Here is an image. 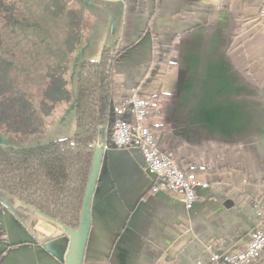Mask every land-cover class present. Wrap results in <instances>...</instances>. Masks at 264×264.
<instances>
[{
  "label": "crops",
  "instance_id": "1",
  "mask_svg": "<svg viewBox=\"0 0 264 264\" xmlns=\"http://www.w3.org/2000/svg\"><path fill=\"white\" fill-rule=\"evenodd\" d=\"M262 8L264 0H0L7 62H27L39 46L52 57L54 33H83L71 61L72 106L82 60L130 46L115 64L128 91L144 79L152 39L173 50L160 90L176 99L158 117L160 147L175 144L181 166L207 186L187 208L155 186L136 147L105 146L81 264H207L212 250L243 246L264 221ZM68 240L22 201H0V264H65ZM247 264H264V249Z\"/></svg>",
  "mask_w": 264,
  "mask_h": 264
},
{
  "label": "trees",
  "instance_id": "2",
  "mask_svg": "<svg viewBox=\"0 0 264 264\" xmlns=\"http://www.w3.org/2000/svg\"><path fill=\"white\" fill-rule=\"evenodd\" d=\"M130 46L104 48L93 60H82L76 71L75 131L72 137L51 140L30 147L0 145V201H22L60 224L76 228L93 146L101 130L105 146L113 147L111 131L119 118L134 123L126 94L118 83L115 64ZM170 47L152 39L151 60L145 74L158 78L170 68ZM143 124L157 138L160 152H170L178 161L176 145L161 148L163 128L158 117L171 112L175 95L156 91L148 96ZM116 109L118 111H116ZM176 138H173L175 142ZM194 174V169L189 168ZM196 172V171H195Z\"/></svg>",
  "mask_w": 264,
  "mask_h": 264
},
{
  "label": "rangeland",
  "instance_id": "3",
  "mask_svg": "<svg viewBox=\"0 0 264 264\" xmlns=\"http://www.w3.org/2000/svg\"><path fill=\"white\" fill-rule=\"evenodd\" d=\"M83 37V33L76 31L56 32L54 40L59 47L52 57L42 53L43 49L39 46L37 57L24 55L22 60L28 61L22 63H14L13 59L7 62L8 56L5 51L9 53L12 49L0 50L2 144L6 142L8 145L30 147L43 144L40 142L45 138L50 141L61 136H73L75 112L71 96V61L79 57ZM67 41L71 47L61 46ZM161 78L162 76L158 78L155 74H150L149 79L144 77L140 84L131 89H136L142 96L148 98L151 93L160 90ZM131 89L128 91L123 89L124 94L127 96ZM56 117L60 119L56 120ZM178 165L180 168L184 167L179 163ZM155 184L158 186L157 181Z\"/></svg>",
  "mask_w": 264,
  "mask_h": 264
},
{
  "label": "built area",
  "instance_id": "4",
  "mask_svg": "<svg viewBox=\"0 0 264 264\" xmlns=\"http://www.w3.org/2000/svg\"><path fill=\"white\" fill-rule=\"evenodd\" d=\"M261 14H264V8L261 9ZM124 104L130 105L134 123L117 119L111 131L112 144L117 148L131 145L136 147L159 187L174 192L187 208L191 207L197 198L196 187H206L207 184L199 182L193 173L180 168L170 152L159 151L156 136L143 124L145 109L149 105L147 97L136 89H131ZM208 247L212 250V245ZM263 249L264 221L251 231L249 240L243 246L230 252L212 250L207 264H247L257 258Z\"/></svg>",
  "mask_w": 264,
  "mask_h": 264
},
{
  "label": "water",
  "instance_id": "5",
  "mask_svg": "<svg viewBox=\"0 0 264 264\" xmlns=\"http://www.w3.org/2000/svg\"><path fill=\"white\" fill-rule=\"evenodd\" d=\"M75 104H76V94H75V102L72 108L75 112ZM102 135H98V139H100V144L97 142L93 146V153L91 158L90 169L88 172L84 193L82 197V203L80 207L78 224L76 228H71L66 225L60 224L57 221L53 220L50 216L40 212L37 209H33L38 215L50 221L54 225L59 226L64 230V233L68 235V245L65 252V264H81L82 254H83V246L85 242V237L88 231V215H89V207L92 200V196L96 186V179L99 171V167L101 164L104 148H105V138L104 132L101 130ZM98 141V140H97ZM1 145V144H0ZM7 147H22L17 145H2ZM31 146V145H30ZM26 147H29L26 146Z\"/></svg>",
  "mask_w": 264,
  "mask_h": 264
},
{
  "label": "flooded vegetation",
  "instance_id": "6",
  "mask_svg": "<svg viewBox=\"0 0 264 264\" xmlns=\"http://www.w3.org/2000/svg\"><path fill=\"white\" fill-rule=\"evenodd\" d=\"M63 138H68V137H63ZM57 139H61V138H57ZM52 140H55V139H52ZM51 141V140H50ZM49 142V141H48Z\"/></svg>",
  "mask_w": 264,
  "mask_h": 264
}]
</instances>
